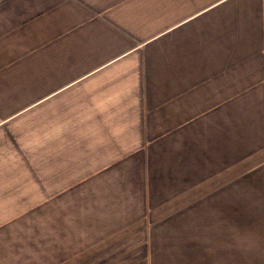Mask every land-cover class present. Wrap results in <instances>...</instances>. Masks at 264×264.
Here are the masks:
<instances>
[{"label":"crops","instance_id":"0c3cea01","mask_svg":"<svg viewBox=\"0 0 264 264\" xmlns=\"http://www.w3.org/2000/svg\"><path fill=\"white\" fill-rule=\"evenodd\" d=\"M0 264H264V0H0Z\"/></svg>","mask_w":264,"mask_h":264}]
</instances>
